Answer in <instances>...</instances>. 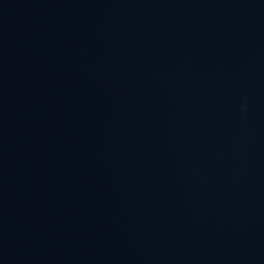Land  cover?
Masks as SVG:
<instances>
[{
    "label": "water",
    "instance_id": "95a60500",
    "mask_svg": "<svg viewBox=\"0 0 264 264\" xmlns=\"http://www.w3.org/2000/svg\"><path fill=\"white\" fill-rule=\"evenodd\" d=\"M0 264H264V0H0Z\"/></svg>",
    "mask_w": 264,
    "mask_h": 264
}]
</instances>
